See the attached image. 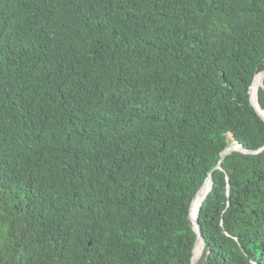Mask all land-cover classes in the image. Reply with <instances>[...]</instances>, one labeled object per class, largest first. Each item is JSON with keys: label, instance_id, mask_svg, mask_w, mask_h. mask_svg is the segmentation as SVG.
<instances>
[{"label": "trees", "instance_id": "obj_1", "mask_svg": "<svg viewBox=\"0 0 264 264\" xmlns=\"http://www.w3.org/2000/svg\"><path fill=\"white\" fill-rule=\"evenodd\" d=\"M263 69L264 0H0V264H192L209 172L196 264H264Z\"/></svg>", "mask_w": 264, "mask_h": 264}, {"label": "water", "instance_id": "obj_2", "mask_svg": "<svg viewBox=\"0 0 264 264\" xmlns=\"http://www.w3.org/2000/svg\"><path fill=\"white\" fill-rule=\"evenodd\" d=\"M255 78L260 79V81H261V85H260L259 87H262V86H263V78H264V69L261 70V71H259V72H257V73L254 75V77H253V79H252V82L250 83V85H249V87H248V89H247V92H248V94H249V101H250V104L254 107V109H255V111L258 113V115L264 120V113L262 114V113L259 111V109H261V107H260L258 101H257V105H258V106H257V105L254 103V101L251 99V96H250V87H251L253 81L255 80ZM258 107H259V108H258ZM261 110L264 111V109H261ZM263 149H264V144H263L261 147L257 148V149H247V148H244V147L240 144V142H239L238 140H234L233 143H231V144L227 145L226 147H224V149H223L222 152L220 153V157H219L217 163L215 164V166L213 167V169H214V168H218V167H220L221 162H222V160L224 159L225 155L229 154L231 151H239V152H242V153L257 154V153H259L260 151H262ZM208 179H210V182H211V185H210V189H211V186H212V177H211V173L209 172V173L207 174V176H206L204 182L202 183V185H201L200 188L198 189L197 193H198V192L200 191V189L204 186L205 182H206ZM210 189H209V190H210ZM197 193H196V195H197ZM206 194H207V193H205V194L202 195V197H201V199H200V201H199V204H198V209H197L196 216H195L194 218H192V217L190 216V211H189V216H190V218H191V220H192L193 226H194V228H195V230H196V233H197V237H196V241H195V244H194V248H195V245H196L197 241H198L199 239H201V241H202V250H203V247H204V239H203V236H202V234H201V229H200V225H199V223H198L197 217H198V214H199V212H200L201 205H202V203H203V200H204ZM196 195H195V197H196ZM195 197H194V198H195ZM193 200H194V199H193ZM193 200H192V202H193ZM191 204H192V203H191ZM190 207H191V206H190ZM194 248H193V253H194ZM196 260H197V259H194V256H192V264H196Z\"/></svg>", "mask_w": 264, "mask_h": 264}, {"label": "bare ground", "instance_id": "obj_3", "mask_svg": "<svg viewBox=\"0 0 264 264\" xmlns=\"http://www.w3.org/2000/svg\"><path fill=\"white\" fill-rule=\"evenodd\" d=\"M260 85H261V81H260V79H258V81L256 82V84H255V86H254V89H253V91H252V100L254 101V103H255V95H256L257 90H258V88H259ZM259 111H260V110H259ZM260 112H261V111H260ZM261 113L263 114L264 111L261 112ZM210 185H211V182H210V179H208V180L205 182L204 186H203V187L200 189V191L197 193L196 197L194 198L193 205H192V211H191V214H190V216H191L192 218H194V217L196 216L199 201H200L202 195L205 194V193H207V192L209 191V189H210ZM197 250H198V251H197ZM201 250H202V241H201V239H200V242H199V244L197 245V247H196V249H195V252H194V259H197V258H198V256H199ZM195 253H196V254H195Z\"/></svg>", "mask_w": 264, "mask_h": 264}, {"label": "rangeland", "instance_id": "obj_4", "mask_svg": "<svg viewBox=\"0 0 264 264\" xmlns=\"http://www.w3.org/2000/svg\"><path fill=\"white\" fill-rule=\"evenodd\" d=\"M233 143V142H232Z\"/></svg>", "mask_w": 264, "mask_h": 264}]
</instances>
